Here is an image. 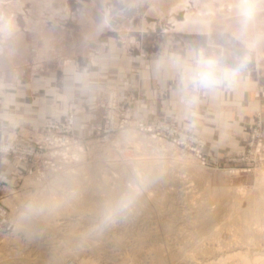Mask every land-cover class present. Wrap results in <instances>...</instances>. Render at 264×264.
<instances>
[{
    "label": "rangeland",
    "instance_id": "rangeland-1",
    "mask_svg": "<svg viewBox=\"0 0 264 264\" xmlns=\"http://www.w3.org/2000/svg\"><path fill=\"white\" fill-rule=\"evenodd\" d=\"M181 1L183 0H0V75L10 76L12 80L15 74H24L25 77H21L28 84L39 78L44 83L43 90H46L50 86L46 81L48 76H62L73 62L80 67L83 60L98 57V53L110 43L131 40V35L139 30L144 33L171 30L174 24L187 25L188 22L203 30L209 24L235 25L240 28L234 33L239 45L249 36L253 41L259 40L261 33H249L245 28L250 25L264 26V14L257 13L250 21L242 23L238 6L249 3L254 6L255 11L263 10L264 0H188V11L171 12L170 9ZM173 13L174 16H171ZM172 29L179 34L185 31ZM13 82L15 80L11 84ZM120 83L123 82H118ZM38 87L36 86L37 89ZM120 89L122 85L98 91L94 103L96 115H90L86 111V114L79 117L75 106L68 102L58 112L46 115L39 124L40 128L29 131L27 137H13V134L20 135L17 129L8 138H0V158L8 159L9 166L13 169L9 179L0 178V264H24L26 258L30 260L29 264H38L41 259L53 257L54 254L63 255L59 262L61 264H78L82 260L94 264H122L127 257V260L132 258L135 261L140 258L139 261L146 264L152 261L151 254L156 251V245L165 249L162 252L163 264H186L192 258L193 264H203L207 257L216 253H229L232 247L246 246L249 241L252 246L248 257L264 258V220L260 217L259 220L252 219L248 225L250 228L247 237L239 231L241 219L238 215V211L247 210L250 197L263 198L258 207L264 211V184L258 185L255 176L257 170L264 172V167L244 171L241 169L248 165L231 163L226 157L208 156L207 153L208 163L203 165L194 153L178 144V135L174 136L177 142H171L163 136L164 131L159 136L160 139L153 138L151 133L139 131L137 122L151 124L154 121H163L175 127L178 132L184 129L164 114L148 122L138 120L136 99L121 98ZM111 100L118 102V108H112ZM108 112L113 123L127 121V127L104 135L103 130L112 123ZM69 120L72 121L70 130ZM78 122L87 123L86 133L75 127ZM124 130L138 135L139 142L134 136L137 147L140 145L141 148L121 139V131ZM200 139L205 145V140ZM73 151L77 154L72 155ZM141 152L146 153V156L151 155L150 157L155 154L162 156L164 159L160 161L170 162L162 164L157 159L158 163L143 167L139 162L138 166V161L132 159L136 153ZM109 164L112 166L109 167ZM155 165H160L162 172L154 171ZM99 170L101 171L97 172ZM93 171L94 174L91 173ZM89 177L92 178L91 181ZM143 177H146V183ZM93 187L99 191L91 196V191L88 190ZM108 189H112L114 194ZM43 194L56 197L57 204L52 205V208H57L55 211L45 209L54 213L53 216L49 213L53 218L47 214L43 222L59 223L58 227L56 224V227L52 224L47 227L46 222L41 221L39 214L44 209L39 212L35 201ZM133 195H136L137 200L130 199ZM71 198L74 202L69 205L70 212L66 213L70 209L67 205ZM89 198L99 201L101 207L98 209L103 211L97 212L90 205L87 207L85 199ZM77 199L78 203L84 200L80 204L88 209L76 204ZM64 201L69 203L65 204ZM61 206L65 208V212H59ZM75 207L80 210H75ZM108 207L112 211V219L104 223L105 216L110 211L107 210ZM117 208L120 210L116 211ZM234 211H237L236 214ZM62 222L63 225L60 224ZM71 223H75V227L71 228ZM199 256H204L205 259ZM157 263L162 264L154 261L148 264ZM227 264L239 263L233 260Z\"/></svg>",
    "mask_w": 264,
    "mask_h": 264
},
{
    "label": "crops",
    "instance_id": "crops-1",
    "mask_svg": "<svg viewBox=\"0 0 264 264\" xmlns=\"http://www.w3.org/2000/svg\"><path fill=\"white\" fill-rule=\"evenodd\" d=\"M263 11L256 10L253 16ZM172 26L185 31H136L131 40L108 44L80 67L73 62L62 76H48L46 90L39 78L28 84L21 77L24 74H15L12 80L1 74L0 138L17 129L20 135L13 137H27L40 128L46 115L68 102L79 117L86 111L96 115L97 93L122 85L121 98L136 99L138 120L148 122L164 114L205 140L208 156L228 159L241 154L252 122L258 117L264 123V26L245 28L261 35L256 41L249 36L242 46L234 36L240 28L232 24H209L204 30L189 22ZM200 55L215 60L222 69L239 70L212 87L193 88L182 78L183 68ZM75 127L86 133V124L78 122ZM9 164L0 158L1 179L11 175Z\"/></svg>",
    "mask_w": 264,
    "mask_h": 264
},
{
    "label": "bare ground",
    "instance_id": "bare-ground-1",
    "mask_svg": "<svg viewBox=\"0 0 264 264\" xmlns=\"http://www.w3.org/2000/svg\"><path fill=\"white\" fill-rule=\"evenodd\" d=\"M190 6V3L188 2V0H183V1H181L175 8H172V9H170V11L171 12H178V11H182L183 13H185L186 11H188L189 10V7ZM183 15V14H182ZM85 94H87V93H85ZM83 123V122H82ZM85 124H87V123H85ZM87 129V128H86ZM136 136V134H135V132H134V134H132V132L131 131H126V130H124V131H121V139H124V140H126V141H128L130 144H132L133 146H136V148H138L137 147V140H136V137L138 136ZM120 138V137H119ZM118 138V139H119ZM141 138V137H140ZM137 139H138V137H137ZM120 140V139H119ZM140 140H142V139H140ZM148 141V140H147ZM138 142H139V139H138ZM116 143V142H115ZM117 143H118V141H117ZM125 143H127V142H125ZM140 144H141V142H140ZM142 144H144V143H142ZM164 145V144H163ZM50 146V145H49ZM144 146H146V144L144 145ZM140 148H141V146H140ZM139 148V149H140ZM143 148V147H142ZM66 149V148H65ZM135 149V148H134ZM145 149V148H144ZM72 150V149H71ZM77 150V149H76ZM138 150V149H137ZM136 150V151H137ZM157 150V149H156ZM141 151V150H140ZM142 151H144L145 152V150H143L142 149ZM146 151H148V149L146 150ZM151 151V150H150ZM76 152V151H75ZM74 151L72 152V155H73V153H75ZM81 152V151H80ZM157 152V151H156ZM71 153V152H70ZM78 153H79V151H78ZM82 153V152H81ZM149 153V152H148ZM75 154H77V153H75ZM147 154L145 153H140V154H137L136 153V155H135V158L134 159H132V160H136V162H137V165L139 166V162L141 163V165H143V167L145 166V165H150L151 163H154L155 164V162H157L158 163V160L157 159H159V163L161 162L162 164L164 163V164H168L170 161H168V160H161L160 161V159H164V157L162 158V156L161 157H158V156H155V155H153V156H155V157H150V156H146ZM166 155V154H165ZM171 155V154H170ZM174 155V154H173ZM76 156V155H75ZM77 157V156H76ZM79 158H81V157H83V156H78ZM178 158H181V157H178ZM187 158V157H186ZM156 159V160H155ZM175 159V158H174ZM174 159H172V160H174ZM182 159V158H181ZM176 160H177V158H176ZM179 160V159H178ZM182 161V160H181ZM173 162V161H172ZM131 163V162H130ZM175 164H176V162H174ZM180 164V163H179ZM140 165V166H141ZM173 165V164H172ZM186 165V164H185ZM110 166H112V165H110L109 164V167ZM115 166V165H114ZM157 165H155L154 166V171H156V170H159V171H161V167H160V165H159V167H156ZM169 166V165H168ZM100 167V166H99ZM116 167V166H115ZM118 167V166H117ZM149 167V166H148ZM165 167V166H164ZM192 167V166H191ZM94 168H96V167H94ZM136 168V167H135ZM133 169V171H135L136 169ZM139 168H142V167H139ZM150 168V167H149ZM149 168H147V171L149 170ZM103 169V168H102ZM113 169V168H112ZM115 169V168H114ZM119 169V168H118ZM122 169V168H121ZM91 171L92 170H94V169H90ZM89 170V171H90ZM98 170V169H97ZM143 170V169H142ZM146 170V169H145ZM164 170V169H163ZM101 170H99V171H97V172H100ZM118 171V170H117ZM121 171V170H120ZM196 171V170H195ZM73 172V171H72ZM96 172V171H95ZM116 172V171H115ZM162 172V171H161ZM91 173H93L94 174V171L93 172H91ZM125 172H123V174H124ZM150 173V172H149ZM263 171L262 170H257L256 171V175L255 176H257V178H256V180H257V183H258V185H263L264 184V175H263ZM72 174V173H71ZM86 174V173H85ZM95 174H97V173H95ZM146 174V173H145ZM144 174V175H145ZM150 174H152V173H150ZM158 174H160V173H158ZM87 175V174H86ZM92 175V174H91ZM106 175V174H105ZM137 175V174H136ZM143 175V176H144ZM153 175V174H152ZM90 176V175H89ZM96 176V175H95ZM103 176V175H102ZM101 176V177H102ZM107 176V175H106ZM142 176V175H141ZM161 176V175H160ZM91 177V176H90ZM89 177V181H91L92 180V178H90ZM93 177H94V175H93ZM97 177H98V175H97ZM100 177V176H99ZM139 177V176H138ZM178 177V176H177ZM183 177H184V175H183ZM88 178V177H87ZM140 178V177H139ZM152 178V177H151ZM153 178H155V177H153ZM152 178V179H153ZM91 179V180H90ZM97 179V178H96ZM102 179V178H101ZM109 179V178H108ZM107 179V180H108ZM143 179H144V177H143ZM142 179V180H143ZM152 179H151V182H152ZM83 180V179H82ZM87 180V179H86ZM98 180V179H97ZM104 180H105V178H104ZM145 181V183L147 182L146 181V177H145V179H144ZM160 180V179H159ZM178 180H179V178H178ZM78 181V180H77ZM85 181V180H84ZM102 181V180H101ZM101 181H99V182H101ZM106 181V180H105ZM156 181V180H155ZM97 182V181H96ZM95 182V183H96ZM98 182V183H99ZM91 183V182H90ZM93 183H94V180H93ZM104 183V182H103ZM120 183V182H119ZM150 183V182H149ZM89 184V183H88ZM148 184V183H147ZM92 185V184H91ZM95 185V184H94ZM102 185V184H101ZM115 185V184H114ZM118 185V184H117ZM98 186H99V184H98ZM107 186V185H106ZM122 186V185H121ZM179 186H181V185H177V187H179ZM91 187V186H90ZM115 187V186H114ZM123 187V186H122ZM126 186H124V188H125ZM187 187V186H186ZM99 188V187H98ZM108 188V187H107ZM110 188V187H109ZM113 188V187H112ZM117 188V187H116ZM183 188H185V187H183ZM82 189V188H81ZM89 189V188H88ZM87 189V190H88ZM106 189V188H105ZM104 189V190H105ZM107 190V189H106ZM105 190V191H106ZM109 190V189H108ZM116 190H118V188L116 189ZM182 190V189H181ZM180 190V191H181ZM88 191H91L90 193H91V196H92V193H94L95 194V192H98L99 190L96 188V187H93L92 189H90V190H88ZM109 191H112L113 192V190L112 189H110ZM136 193V192H135ZM221 193V192H220ZM44 194H46V193H44ZM40 195L39 196V198L38 199H36V197L34 198V200L36 199V203H35V207L37 208V209H40L39 210V212L40 211H42V209H44V211L43 212H40L41 214H39V216H40V218H41V221L43 222V219H46L45 218V216H47V214L50 216V214L52 215L53 213H54V209H57L56 207L55 208H52V205H56L57 206V204H56V200H55V198L56 197H50L51 195ZM49 194H50V192H49ZM51 194H55V193H52L51 192ZM68 194V193H67ZM87 194V193H86ZM99 194H100V192H99ZM102 194V193H101ZM108 194V193H107ZM110 194H111V192H110ZM110 194L109 195H107V196H110ZM113 194H114V192H113ZM112 194V195H113ZM133 193H131V195H132ZM157 194V193H156ZM214 194V193H213ZM223 194V193H222ZM62 195H63V193H62ZM89 195V194H88ZM88 195H87V197H88ZM103 195V194H102ZM117 195V194H116ZM137 195V194H136ZM136 195H133V196H131L130 197V199H135V200H137L136 199ZM154 195V194H153ZM264 195V194H263ZM68 196H70V195H68ZM73 196V195H72ZM75 196V195H74ZM77 196V195H76ZM100 196V195H99ZM98 196V197H99ZM117 196H119V194L117 195ZM116 196V197H117ZM127 196H130V195H127ZM198 196V195H197ZM261 197H262V195H260ZM80 197V196H79ZM79 197H76V198H79ZM94 197H96V196H94ZM97 197V198H98ZM106 197V196H105ZM112 197V196H111ZM110 197V198H111ZM126 197V196H125ZM153 197V196H152ZM151 197V198H152ZM158 197V196H157ZM169 197V196H168ZM215 197V196H214ZM58 198V197H57ZM65 198V197H64ZM68 199H69V197H67ZM81 198V197H80ZM104 198V197H103ZM118 198V197H117ZM138 198L140 199V197L138 196ZM143 198V197H142ZM177 198V197H176ZM179 198V197H178ZM60 199V198H59ZM62 199V202H63V198H61ZM102 199V198H101ZM114 199H115V196H114ZM119 199V198H118ZM128 199L129 198H127V201H128ZM144 199V198H143ZM148 199V198H147ZM163 199V198H162ZM65 200H66V198H65ZM73 199L71 198V202L69 203L68 201H66L67 203H69L68 205H67V207H69L70 208V206H71V203L72 202H74V201H72ZM79 199H77L76 200V204H80V203H82L84 200H80L79 202L80 203H78L77 201H78ZM99 200V199H98ZM103 200V199H102ZM110 200V199H109ZM115 200H117V199H115ZM114 200V201H115ZM149 200V199H148ZM156 201H157V199H155ZM161 200V199H160ZM164 200V199H163ZM182 200V199H181ZM191 200V199H190ZM61 201V200H60ZM85 201L87 202V207H90V206H93V207H95L96 209H97V212L98 211H101V210H99L100 209V207H101V203L99 202V201H97L95 198H89V199H85ZM119 201V200H118ZM139 201V200H138ZM146 201V200H145ZM174 201V200H173ZM172 201V202H173ZM30 202V201H29ZM58 202V201H57ZM65 202V201H64ZM66 202H65V204H66ZM85 202V203H86ZM104 202V201H103ZM116 202V201H115ZM214 202V201H213ZM234 202V201H233ZM263 202V198H253V197H250L249 198V206H248V208H247V210H241V211H238V215H239V218L241 219V220H239L240 221V228H239V231L241 232V233H243V235L244 234H249V222H251V220L252 219H254V218H258V217H260L261 219H263L264 220V211L263 210H260L259 209V205H261V203ZM84 203V204H85ZM112 203H113V200H112ZM119 203H121V202H119ZM136 203H137V201H136ZM135 203V204H136ZM240 203H241V201H240ZM64 204V205H65ZM149 204V203H148ZM70 205V206H69ZM90 205V206H89ZM109 205V204H108ZM111 205V204H110ZM136 205H138V204H136ZM196 205V204H195ZM53 206V207H54ZM72 206H73V204H72ZM80 206H82V207H84L82 204H80ZM80 206H78V207H80ZM116 206V205H115ZM141 206H143V205H141ZM232 206V205H231ZM74 207V206H73ZM72 207V208H73ZM78 207H75L74 209L75 210H78L79 208ZM81 207V208H82ZM93 207H92V209H93ZM111 207V206H110ZM110 207H108L109 209H107V210H111L110 209ZM144 207V206H143ZM36 208H33L34 209V211H36L37 212V210H36ZM65 208H66V205H65ZM65 208L64 207H59V212H62V211H64L65 212ZM68 208V209H69ZM85 208V207H84ZM99 208V209H98ZM112 208V207H111ZM142 208V207H141ZM194 208V207H193ZM252 210H251V209ZM45 209H48V210H51V209H53L54 211H53V213L51 212V211H46ZM83 209V208H82ZM86 210L88 209V208H85ZM91 209V208H90ZM91 209V210H92ZM206 209H208V208H206ZM235 209V208H234ZM238 209V208H237ZM243 209V208H242ZM249 209V210H248ZM70 210H71V208L69 209V211H66V213L68 212H70ZM80 210V209H79ZM78 210V211H79ZM93 210H95V209H93ZM34 211H32V214H33V212ZM57 211V210H56ZM90 211V210H89ZM103 211V210H102ZM144 211V210H143ZM231 211V210H230ZM229 211V212H230ZM36 212H34L35 213V215H36ZM39 212H37V213H39ZM71 212H73V211H71ZM106 212V211H105ZM227 212V211H226ZM233 212V211H232ZM237 212V211H236ZM236 212L234 211V213L236 214ZM50 213V214H49ZM65 213V214H66ZM84 213H85V211H84ZM87 213V212H86ZM109 213V212H108ZM56 214V213H55ZM54 214V215H55ZM184 214V213H183ZM222 214V213H221ZM73 215V214H72ZM91 215V214H90ZM96 215V214H95ZM100 215V214H99ZM233 215V214H232ZM38 216V215H37ZM48 216V217H49ZM53 216V215H52ZM52 216H50V217H52ZM63 216H64V214L63 215H61V217L63 218ZM67 216V215H66ZM75 216V215H74ZM48 218L49 220H52V218ZM81 217V216H80ZM90 217H93V216H90ZM103 217V216H102ZM220 217V216H219ZM39 218V217H38ZM66 217H64V219H65ZM176 218V217H175ZM191 218V217H190ZM47 219V220H48ZM219 219V218H218ZM40 219H38V221H39ZM48 220V221H49ZM79 220V219H78ZM179 220V219H178ZM258 220H259V218H258ZM53 221V220H52ZM85 221V220H84ZM254 221V220H253ZM44 222H46V220H44ZM43 222V223H44ZM180 222V221H179ZM69 223V221L68 222H66L65 224L62 222V223H60V224H64V225H66V224H68ZM91 223V222H90ZM177 223V222H176ZM235 223V222H234ZM46 224H47V222H46ZM45 224V225H46ZM49 224V226L52 224V226L53 227H56L55 226V224L57 225V227H58V225H59V223H55V222H52V223H48ZM48 224H47V227H48ZM72 224V223H71ZM70 224V226H72L71 228H73V226L75 227V225L77 224V222H76V224L74 223V224H72L71 225ZM193 224V223H192ZM38 225V224H37ZM44 225V227H46ZM61 225V226H62ZM90 225V224H89ZM252 225V224H251ZM39 226V225H38ZM51 226V227H52ZM98 226V225H97ZM225 226V225H224ZM63 227V226H62ZM77 227V226H76ZM92 227V226H91ZM90 227V228H91ZM218 227V226H217ZM50 228V227H49ZM82 228V227H81ZM80 228V229H81ZM84 228V227H83ZM82 228V229H83ZM86 228V227H85ZM168 228V227H167ZM231 228V227H230ZM30 229V228H29ZM67 229H68V227H67ZM70 229V228H69ZM103 229V228H102ZM54 230V229H53ZM73 230V229H72ZM79 230V229H78ZM89 230V229H88ZM52 231V230H51ZM68 231V230H67ZM71 231V230H70ZM70 231H68V232H70ZM74 231H76L75 230V228H74ZM84 231V230H83ZM170 231V230H169ZM42 232V231H41ZM63 232V231H62ZM72 232V231H71ZM79 232H80V230H79ZM86 232V231H85ZM90 233H92L91 231H89ZM78 233V232H77ZM94 233V232H93ZM194 233V232H193ZM204 233H205V231H204ZM251 233V232H250ZM261 233V232H260ZM68 234V233H67ZM66 234V235H67ZM71 234V233H70ZM84 234V233H83ZM95 234V233H94ZM54 235V234H53ZM74 235H76V233L74 234ZM79 235V234H78ZM81 235V234H80ZM86 235V234H85ZM85 235H84V237H85ZM210 235V234H209ZM251 236H252V233L250 234ZM249 235V236H250ZM259 235V234H258ZM62 236V235H61ZM83 236V235H82ZM89 236V235H88ZM95 236V235H94ZM93 236V237H94ZM194 236V235H193ZM203 236V235H202ZM90 237V236H89ZM245 238H246V236H244ZM247 237H248V235H247ZM51 238V237H50ZM69 238V237H68ZM200 238H201V236H200ZM251 238V237H250ZM249 238V239H250ZM244 239V238H243ZM248 239V238H247ZM251 239H253V238H251ZM64 240V239H63ZM72 240V239H71ZM73 240H74V238H73ZM92 240V239H91ZM207 240V239H206ZM76 240H74V242H75ZM92 242V241H91ZM91 242H89L90 244H93V243H91ZM199 242V241H198ZM244 242V241H243ZM63 243H65V242H63ZM95 243V242H94ZM107 243H109V242H107ZM195 243V242H194ZM208 243V242H207ZM246 243V242H245ZM64 245V244H63ZM195 245H197V244H195ZM50 246V245H49ZM93 247H94V245H92ZM91 246V247H92ZM95 246H96V244H95ZM161 246V245H160ZM204 246V245H203ZM219 246V245H218ZM234 246V245H233ZM251 246H252V242H247L246 243V246H243V245H237V246H234V247H232V249L230 250V252L229 253H226V254H223L222 253V255H217V253L215 254V255H213L212 257L210 256V257H207L206 258V261H205V263H203V264H227V262H229V261H233V260H235V261H238V263L239 264H249V261H250V263L251 264H260L259 262H262L261 264H264V258L262 257L261 259H263V261L261 260V259H257L256 257H251V258H253V259H250L248 256V251L251 249ZM82 248V247H81ZM87 248H89V247H87ZM193 248V247H192ZM261 248V247H260ZM59 249V248H58ZM163 249V248H162ZM162 249H160L159 247H157V245L155 246V248H154V250H156L154 253L152 252V261H154V262H159V263H162V262H164L163 261V259H164V257H163V254H162V252L165 250H162ZM225 249V248H224ZM236 249V250H235ZM222 250V249H221ZM252 251V250H251ZM53 252V251H52ZM93 252H95V250L93 251ZM63 254H64V252H62ZM99 253V252H98ZM192 253V252H191ZM260 253V252H259ZM263 253V252H262ZM41 254V253H40ZM40 254H38V255H40ZM67 254V253H66ZM148 254V253H147ZM212 254H214V253H211V255ZM252 254V253H251ZM68 255V254H67ZM150 255V256H151ZM112 256V255H111ZM36 257V256H35ZM199 257H201V256H199ZM202 257H204V256H202ZM201 257V258H202ZM62 258H63V255H60V256H55V254H54V256L53 257H51L50 256V258L48 257L47 259L46 258H43V259H41L40 260V262H38V264H61V263H59V262H61V260H62ZM65 258V257H64ZM75 258V257H74ZM78 258V257H77ZM105 258V257H104ZM151 258V257H150ZM124 259V258H123ZM128 259V257L125 259V260H123L124 262L122 263V264H144L143 262H140L139 261V259L137 260V261H135V260H133L132 258V260L130 259V260H127ZM197 259V258H196ZM204 259H205V257H204ZM121 260V259H120ZM261 260V261H260ZM29 261L30 260H28V258H26L25 259V261H24V264H29ZM38 261V260H37ZM106 261V260H105ZM152 261H150V262H148V263H152ZM196 261H198V260H196ZM146 262V261H145ZM183 262H185V261H183ZM189 262L190 263H188V262H186V264L188 263V264H193V258L191 259V260H189ZM147 262H146V264H148ZM198 263V262H197ZM201 263V262H200ZM237 263V262H236ZM78 264H94V263H92V262H85L84 260H82V261H79L78 262ZM158 264V263H157ZM163 264V263H162ZM195 264V263H194Z\"/></svg>",
    "mask_w": 264,
    "mask_h": 264
},
{
    "label": "built area",
    "instance_id": "built-area-1",
    "mask_svg": "<svg viewBox=\"0 0 264 264\" xmlns=\"http://www.w3.org/2000/svg\"><path fill=\"white\" fill-rule=\"evenodd\" d=\"M111 106L113 109L118 108V102L111 100ZM110 117V122H112V116L108 112ZM72 121L69 120L68 130H70ZM127 121H121L120 123H111L105 130H103L104 135H109L116 130H121L127 127ZM137 128L139 131H144L151 133L153 138L161 136V133L164 131L163 135L166 140L171 142H177L175 135H178L179 145L182 146L185 150H190L194 153L195 157L201 161L204 165L208 163V157L204 152V143L201 142V139L194 134L190 133L187 130H180L179 132L175 127L168 125L163 121H154L151 124H145L137 122ZM54 126V125H51ZM170 136H173L172 138ZM243 152L235 157L228 158V161L231 163L246 164L244 166V171H250L252 168H261L264 167V123L258 117L252 122L248 129V137L243 142Z\"/></svg>",
    "mask_w": 264,
    "mask_h": 264
},
{
    "label": "clouds",
    "instance_id": "clouds-1",
    "mask_svg": "<svg viewBox=\"0 0 264 264\" xmlns=\"http://www.w3.org/2000/svg\"><path fill=\"white\" fill-rule=\"evenodd\" d=\"M254 6L249 3H241L238 6V14L242 23L250 21L254 15ZM236 70H227L219 67L218 63L202 55L193 58V62L183 68V79L193 88H209L227 78L230 74H235ZM120 210L119 208L116 211ZM112 219V211L105 216L104 223Z\"/></svg>",
    "mask_w": 264,
    "mask_h": 264
}]
</instances>
